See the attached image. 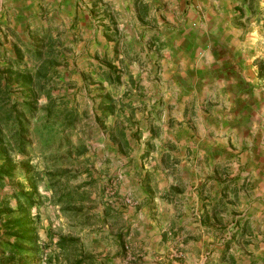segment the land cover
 <instances>
[{"label":"crops","instance_id":"0c3cea01","mask_svg":"<svg viewBox=\"0 0 264 264\" xmlns=\"http://www.w3.org/2000/svg\"><path fill=\"white\" fill-rule=\"evenodd\" d=\"M0 20L59 36L99 97L82 158L115 173L110 231L143 264H264V0H0Z\"/></svg>","mask_w":264,"mask_h":264},{"label":"trees","instance_id":"16d2710c","mask_svg":"<svg viewBox=\"0 0 264 264\" xmlns=\"http://www.w3.org/2000/svg\"><path fill=\"white\" fill-rule=\"evenodd\" d=\"M47 36V33L36 36L33 46L14 44L11 54L3 52V56H7L0 64V189L4 187L6 178L11 180L16 176L17 161L24 168V179L31 184L29 190L22 186L0 196V264H114V258L102 256L95 249H87L78 235L57 233L54 239L50 234L46 245L41 243L37 231L39 214L33 215L32 209L39 203L35 196L36 182L44 180V177L52 191V203L70 222H79L78 230L97 225L102 227L114 218V212L104 211L99 215L85 207L86 203L97 201V197L93 196L97 180L91 176L79 179L82 172L71 169V162L74 161L71 158H66L59 167L47 166L43 178L41 172L30 165L31 127L33 122L38 123L41 113L47 120L50 117L58 120L66 132L76 128L79 122V114L67 106L57 109L58 100L47 88L57 73L53 70L50 74V69L51 61L60 48L54 45L55 39ZM47 40L50 41L46 47ZM108 67L111 70V66ZM114 77L119 79L118 74ZM37 89L46 92L48 99L43 107L38 105ZM17 90L21 91V99L12 96ZM107 103L101 109V115L111 112L112 99L107 98ZM60 142L62 146L64 143L67 147L71 146V141L65 142V137ZM49 146L43 148L40 154L45 155ZM87 150L86 145L80 146L76 149V156L82 157ZM85 172L89 174L88 169ZM10 198L15 200V207L11 205ZM125 237L122 230L116 233L120 253L126 248Z\"/></svg>","mask_w":264,"mask_h":264},{"label":"rangeland","instance_id":"374dc122","mask_svg":"<svg viewBox=\"0 0 264 264\" xmlns=\"http://www.w3.org/2000/svg\"><path fill=\"white\" fill-rule=\"evenodd\" d=\"M1 26L4 25L0 20V64L3 63L5 56L12 53L14 44L17 43L24 47L22 40L18 36H15L8 31L7 28L2 27V29ZM6 30L7 32H10L8 38H6V34L4 33ZM42 32L44 31L35 32L29 36L32 40V42L30 39L27 40L30 46H33L34 38H36V36H41ZM48 37L55 39L54 45H59V36L55 38L49 35ZM49 41L50 40L46 41V47L48 46ZM3 52H7V55L3 56ZM60 53H64L61 51V48H59L57 56H55L52 61L50 60L52 62L50 74L53 70L57 73L53 75V80L48 83L49 86L47 88L51 91L53 98L58 100H56L57 109L67 106L79 114V122L76 128L66 132L62 129L60 124H58V120H55L54 117H50L47 120L41 113L38 118V123L34 124L33 122L31 127L30 141L32 143V149L30 153V165L35 170L40 171L43 178L45 175L44 169L47 166L54 165L59 167L63 165L66 158H71L74 160L71 162V165H73L71 169L73 171L82 172L79 179L91 176L97 180L96 189L93 193V196L97 197V201L86 203L85 207L99 215L103 214L106 208H111L112 211H109V213L114 212V218L102 227H100L101 225H97L92 228H86L83 231L78 230L77 225L79 222H70L68 218L59 212V207L52 203V191L48 187L47 181L44 177V180L36 182L37 191L35 196L39 203L32 209L33 215L36 213L39 214L37 231L41 243L47 245L50 234L54 239L56 238L54 235L57 233L78 235L87 249L92 248L97 250L99 248H107V257L114 258V264H143L142 262L144 260L140 259L141 255H137L142 253V250L135 251V240L127 238L129 230L126 232L121 229L126 236V248L123 253H120L115 236L111 234V229L113 230L117 227L118 230V228H121V225L119 224L120 219L117 220V213L119 211L117 210L118 208H112L115 204H113V206L109 204L108 206L104 204V202L106 201L110 203V201L114 202L117 200L121 203V206H126L124 203L122 204L120 199H117L118 197L114 192L116 175L113 172L109 175V171L107 170L109 166L108 161L103 156H96L94 154L83 156V158L76 156V149H79L80 146L86 145L90 149V153H92V146H98L97 142H102L103 140L101 137L99 138L101 124L95 116V112L100 111V107L96 106L99 97L94 94L88 95L90 91L88 89L90 87L85 84L87 81L84 80L82 83L78 84V81L73 78V75L68 73H73L74 68H71V70L67 69L68 61L66 62V58L61 56ZM74 61L75 60H72V63H74ZM33 67L35 68V66ZM88 79L92 80L93 78L88 77ZM79 81L81 82L82 80ZM87 83H89V81ZM37 91L38 93L36 96L38 99V105L43 107L46 105L48 99L46 97V92L39 89H37ZM12 96L16 99H21L23 97L20 90L14 92ZM63 137H65V142L67 140L71 141V146L67 147L65 143L63 146L60 145V141ZM48 144H50L48 152L45 155H41L40 151L47 147ZM18 158H21V156H18ZM85 169L89 170V174L85 172ZM14 173L16 174L14 179H5L4 187L0 189V196L10 194L14 188H20L22 186L27 188V190L31 188L30 182L24 179V168L18 161ZM122 199H124V197H122ZM9 200L11 205L15 207V200L13 198H10ZM124 201L132 207H137V201L131 196L125 197ZM103 227H105V229H102ZM45 251H48V249H45ZM64 263L62 262V264Z\"/></svg>","mask_w":264,"mask_h":264}]
</instances>
